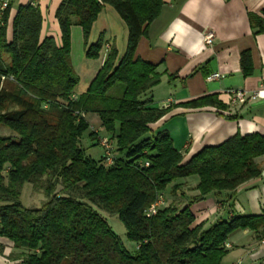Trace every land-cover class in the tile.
Here are the masks:
<instances>
[{"label": "trees", "instance_id": "obj_1", "mask_svg": "<svg viewBox=\"0 0 264 264\" xmlns=\"http://www.w3.org/2000/svg\"><path fill=\"white\" fill-rule=\"evenodd\" d=\"M163 4V0H62L55 11L60 43L52 37L41 39L37 6L16 8L10 41L6 37L9 1L0 12V128L12 134L0 135V237L12 243L10 260L17 264H222L232 234L247 230L264 241V216H236L205 227L194 225L190 211L191 205L210 195L226 204L238 187L259 177L255 159L264 155V136L237 133L183 163L168 133L150 130L170 108L142 100L160 83L161 74L135 51ZM105 6L126 26L125 51L118 59L117 50L109 46L86 91L75 96L79 77L70 58L71 28L81 29L85 59H98L103 38L89 44V36ZM262 15L250 19L259 33H264V10ZM240 67L244 77L251 75L248 51L241 53ZM181 107L227 109L216 95ZM89 114L96 116L98 125L88 121ZM86 132L93 146L99 147L100 137L112 142L110 167L103 166L102 156L95 160L85 154L80 140ZM193 177L197 194L180 207L172 201L166 204V192L186 198L178 181ZM25 183L43 192L45 201L39 208L21 204ZM158 197L163 204L146 217ZM99 211L119 218L126 239L136 246L134 254L121 245Z\"/></svg>", "mask_w": 264, "mask_h": 264}, {"label": "crops", "instance_id": "obj_2", "mask_svg": "<svg viewBox=\"0 0 264 264\" xmlns=\"http://www.w3.org/2000/svg\"><path fill=\"white\" fill-rule=\"evenodd\" d=\"M11 4L6 37L11 40V24L18 6L36 3L42 16L40 37H52L60 43L55 11L62 0H7ZM164 4L147 27L137 44L135 55L157 66L160 83L148 91L142 100H152L159 108L170 102V111L151 124L153 133L167 132L174 148L183 156V163L204 147L217 146L235 134L264 136V33L251 25V16L263 18L264 0H163ZM214 36L211 45L203 42L205 33ZM81 39L79 27L71 28V38ZM102 36L103 43L117 50L118 59L124 54L127 29L124 22L109 6H105L94 22L89 44ZM251 55L252 73L244 77L240 55ZM84 56V50L82 52ZM105 53L96 60H80L72 66L79 77L74 95L83 94L101 67ZM70 58L71 53H70ZM85 58V57H84ZM219 74L217 80H207ZM82 83H84L82 85ZM83 86V87H82ZM242 91L248 99L228 104V91ZM216 95L226 110L213 107L186 109L181 104L205 96ZM255 96L254 98H251ZM88 121L98 125L95 115ZM95 127V126H94ZM96 128V127H95ZM261 170L259 177L238 187L228 203L219 204L213 195L191 205L194 225L210 226L219 220L236 216H264V155L255 159ZM178 197L181 206L195 196L197 180L186 178ZM167 193V194H166ZM165 193L166 204L175 197ZM228 253L222 264H264V241H257L254 233L239 231L228 240ZM12 243L0 237V264H17L8 257Z\"/></svg>", "mask_w": 264, "mask_h": 264}, {"label": "rangeland", "instance_id": "obj_3", "mask_svg": "<svg viewBox=\"0 0 264 264\" xmlns=\"http://www.w3.org/2000/svg\"><path fill=\"white\" fill-rule=\"evenodd\" d=\"M83 52V41L82 37L81 39H77L76 37L73 36L71 38V57H72V64L73 65H80V60H84V56L82 54ZM103 52L101 50L100 54ZM106 54V52H103ZM84 83H82L83 85ZM83 87V86H82ZM118 88H121V85L118 86ZM75 92V91H74ZM0 135L3 136H12V134L6 130L5 128H0ZM100 135H105L103 131L100 132ZM92 140L90 139L88 132H86L81 140H80V145L81 147L85 150V154L95 160H98L100 156H102V149L100 146H93L92 145ZM195 178V177H193ZM196 179V178H195ZM61 191V187L57 186L56 192L59 193ZM178 197H175L173 199L172 203H174L177 207H180V200L177 199ZM21 204L25 208H39L42 203L45 201V197L43 195V192L40 190H37L34 188V185L31 183H25L22 188H21V194L19 198ZM106 219L107 224L112 231V233L118 238L120 241L121 245L130 253L134 254L136 252V246L134 243L128 241L126 239L125 235V228L119 218L116 215L113 214H108L107 212L104 211H99Z\"/></svg>", "mask_w": 264, "mask_h": 264}, {"label": "built area", "instance_id": "obj_4", "mask_svg": "<svg viewBox=\"0 0 264 264\" xmlns=\"http://www.w3.org/2000/svg\"><path fill=\"white\" fill-rule=\"evenodd\" d=\"M7 4V0L1 1L0 2V12H2ZM33 6H36V3H32ZM214 39V36L211 32L205 33L203 37V42L206 45H211L212 41ZM109 49V44L104 43L102 46L103 52H107ZM220 75L219 74H211L207 77V80H217L219 79ZM229 101L228 104L233 106L237 102L244 101L248 99V96L242 91H228L227 92ZM255 96H252L251 98H254ZM170 102H165L164 108H169L170 107ZM99 146L102 149V164L104 167H110L113 164V144L111 141H109L106 137H100L99 139ZM147 166V163H145ZM163 204V199L161 197H158V199L151 204L149 209L145 212L146 217H150L156 213L158 208ZM226 248H228V245H225Z\"/></svg>", "mask_w": 264, "mask_h": 264}]
</instances>
